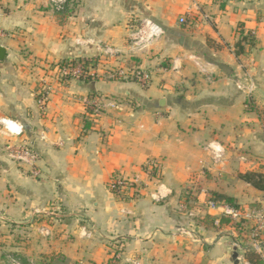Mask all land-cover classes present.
<instances>
[{
	"label": "crops",
	"instance_id": "crops-1",
	"mask_svg": "<svg viewBox=\"0 0 264 264\" xmlns=\"http://www.w3.org/2000/svg\"><path fill=\"white\" fill-rule=\"evenodd\" d=\"M70 8L56 15L48 0H0V264L10 254L24 264H246L234 229L215 226L220 211L207 203L213 193L243 208L264 203V191L242 178L264 174V0H73ZM144 21L164 35L134 50L130 35ZM242 35L255 44L238 56ZM85 58L98 61L99 75L135 67L152 81H59V63ZM246 76L256 86L249 109L237 87ZM44 83L52 91L42 115ZM97 96L116 107L90 117L86 102ZM8 143L32 146L39 176L8 158ZM148 162L159 164L157 178L145 174ZM115 175L140 186L119 197L109 188ZM119 245L122 258L111 263Z\"/></svg>",
	"mask_w": 264,
	"mask_h": 264
},
{
	"label": "built area",
	"instance_id": "built-area-1",
	"mask_svg": "<svg viewBox=\"0 0 264 264\" xmlns=\"http://www.w3.org/2000/svg\"><path fill=\"white\" fill-rule=\"evenodd\" d=\"M51 10L56 15H64L71 12L70 4L73 0H48ZM181 24H185V18L180 20ZM3 36V34H1ZM164 35L162 27L151 21H144L131 35L130 41L134 47V50H142L150 46L153 42L158 41ZM104 52L107 55L113 56L115 51L111 47H106ZM99 64L95 58H85L80 60H69L59 63L56 66V76L59 81H67L70 79H79L82 81H94L100 78H105L112 81L123 80L136 82L143 88L149 86L152 81V76L149 72L128 67H104L102 69V75L98 74ZM237 87L239 90L246 94V108L249 109L252 105V100L256 92V86L250 76H246L241 79ZM52 87L48 83L39 90L37 95L38 110L42 115H45L48 109ZM107 107H116L114 104H107L101 97H92L86 102V108L90 117L99 116ZM4 126L10 132V134L19 137L23 134V128L18 126L15 122L10 120L3 121ZM4 151L8 158L17 164L22 166H28L31 169V174L34 177L39 176V171L36 169V163L39 160V155L34 151L32 146L28 143L18 144H6ZM144 172L149 178H157L160 173V167L157 162H148L144 167ZM140 186V179L124 178L115 175L109 188L111 192L119 197H124L128 192L134 190ZM207 206L211 210L220 211V216L214 220L215 226H221L220 219L222 217L229 220L228 226L232 227L236 233L235 246L237 249L245 254L247 249H253L257 253L261 254L262 246L264 245V203L260 206H254L249 208H238L229 206L227 204L214 202L212 199L208 201ZM242 241L248 243V248L243 250ZM115 253L112 256L110 262H117L122 258V247H115ZM8 264H24L22 260L14 255L10 254L7 258ZM111 262V263H112ZM129 264H141L139 260H129ZM247 262V261H246ZM246 264H249L248 262Z\"/></svg>",
	"mask_w": 264,
	"mask_h": 264
},
{
	"label": "trees",
	"instance_id": "trees-1",
	"mask_svg": "<svg viewBox=\"0 0 264 264\" xmlns=\"http://www.w3.org/2000/svg\"><path fill=\"white\" fill-rule=\"evenodd\" d=\"M245 43H248L249 46L252 48L255 44V40L252 35L241 36L239 41L236 44V55H242L245 53ZM242 178L254 186L256 189L264 191V174L260 173H247L242 175ZM214 202L227 204L229 206L238 208L239 205L237 204L236 200L230 196L221 193H213L212 198ZM221 224H228L229 220L222 217L220 219ZM245 260L249 264H264V258L257 253L253 249H247L244 254Z\"/></svg>",
	"mask_w": 264,
	"mask_h": 264
},
{
	"label": "water",
	"instance_id": "water-1",
	"mask_svg": "<svg viewBox=\"0 0 264 264\" xmlns=\"http://www.w3.org/2000/svg\"><path fill=\"white\" fill-rule=\"evenodd\" d=\"M6 57V50L0 46V60H4ZM238 254H235L234 258H237Z\"/></svg>",
	"mask_w": 264,
	"mask_h": 264
}]
</instances>
